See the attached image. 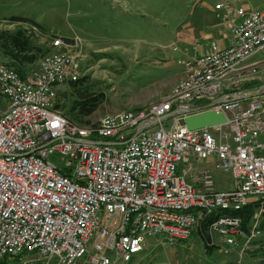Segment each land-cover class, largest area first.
I'll return each mask as SVG.
<instances>
[{"label": "built area", "instance_id": "1", "mask_svg": "<svg viewBox=\"0 0 264 264\" xmlns=\"http://www.w3.org/2000/svg\"><path fill=\"white\" fill-rule=\"evenodd\" d=\"M244 1L216 3L231 43L213 42L182 61L185 75L166 99L96 121H73L57 106L61 88L82 77L79 56L62 37L36 70L21 75L0 64L7 100L0 110V262L129 264L149 238L188 240L219 210L208 235L222 238L225 253L249 248L262 234L264 95L243 100L235 92L240 81L264 80V60H251L264 51V10ZM182 108L222 112L226 121L190 129ZM55 152L70 158V168L50 161ZM209 158L214 167L192 164ZM215 169L231 174V189L216 188ZM249 205L255 213L246 231L238 212Z\"/></svg>", "mask_w": 264, "mask_h": 264}, {"label": "rangeland", "instance_id": "2", "mask_svg": "<svg viewBox=\"0 0 264 264\" xmlns=\"http://www.w3.org/2000/svg\"><path fill=\"white\" fill-rule=\"evenodd\" d=\"M91 1L95 8L92 14L84 0H0V32L23 29L33 45L45 52L30 66L34 70L39 60L52 51L53 39L59 36L74 40L85 71L89 73L86 76L87 72L81 68L85 78L83 85L89 86L92 93H104V102L83 118V122L168 97L170 88L181 79L179 60L184 58L187 44L183 36L187 0H105L104 5L99 0ZM17 14L33 18L39 26L13 22L10 17ZM132 46H135V60L131 53L122 54L125 47L130 50ZM262 56L264 53L258 55ZM12 60L0 46V64ZM263 84V79L244 80L237 87L255 90ZM61 89L58 100L63 105L61 111L69 119L82 122L68 113L76 99L72 89L66 85ZM6 108L7 100L0 93V110ZM173 121V117H168L164 124L168 128ZM49 158L61 169L70 168V158L65 154L55 152ZM212 161L213 158H209L205 162L192 161V164L201 168L211 165ZM215 180L218 190L233 187L230 173L218 170ZM257 199L258 196H250L252 201ZM259 223L262 234L255 237L244 252L237 247L225 253L227 247L218 234L209 235L208 250L197 226L190 239L177 244H166L159 237L149 238L145 251L129 264H264V213ZM27 261V258H13L8 259L7 264H30Z\"/></svg>", "mask_w": 264, "mask_h": 264}, {"label": "trees", "instance_id": "3", "mask_svg": "<svg viewBox=\"0 0 264 264\" xmlns=\"http://www.w3.org/2000/svg\"><path fill=\"white\" fill-rule=\"evenodd\" d=\"M10 19L13 22L28 23L36 27L39 26L37 21L26 16L16 15L11 16ZM0 46L3 48L6 55L13 59L11 63L9 62V64L15 66L21 75H24V73L30 69V66L37 63L38 59L45 53L40 47L33 45L31 37L27 35L23 29H18L15 32H0ZM84 80L85 78H81L78 81H74L66 85L72 89V95L76 98L68 113L74 115V118L81 120L82 122L80 123H85L83 122V118H86L94 113L95 110H97V108L104 102V93L95 94L90 92V87L83 85ZM61 91L59 92V97ZM57 106L60 110L63 109V105L59 101ZM65 115L69 117L67 114ZM223 213V211L219 210L216 214L221 215ZM254 213V205H249L238 212V214L243 217V228L246 231H249L248 226L253 219ZM216 216L215 214L210 215L202 220L198 225V233L204 240L205 246L208 250L210 249L207 241L210 239L207 232L208 225L215 219ZM7 262L8 259H4L0 262V264H7Z\"/></svg>", "mask_w": 264, "mask_h": 264}, {"label": "crops", "instance_id": "4", "mask_svg": "<svg viewBox=\"0 0 264 264\" xmlns=\"http://www.w3.org/2000/svg\"><path fill=\"white\" fill-rule=\"evenodd\" d=\"M99 1L103 5L106 3L105 0H99ZM219 1L235 2L236 0H187L186 1V5H187V12H186V17H185L186 18V22H185L186 32H185V35L183 36L185 40H187V44L185 45L186 47H185V51L183 54L184 58L179 60V63L182 65L180 78L184 77L185 75V68H184V65L181 63L182 61L199 55L204 50H206L213 42H216L221 47L227 46L231 43V37H232L231 26L229 25L227 21L221 20L217 18L216 16L215 5ZM84 3L87 5V8L89 9V10L88 9L85 10V14L87 10L89 11V13L92 14L93 10H95L93 6L94 5L93 1L84 0ZM243 4L248 8L264 10V0H245ZM17 16H25V15L17 14ZM65 41L71 45V49L73 45L74 49L72 50L75 54L79 56L80 61H81V56L76 51L77 46L76 44L73 43L74 40L65 39ZM99 49H102V48L100 47ZM129 53L133 55L132 57L135 60V46L130 47V50H128V48L125 47L122 54L128 55ZM261 53H264V51ZM261 53H258L251 60L252 61H263L264 56L258 57V55ZM81 68L84 71L86 70L83 62L81 64ZM85 72H87L86 76H88L89 74L88 71H85ZM170 89L172 90V88ZM183 167L184 166L182 165L181 169Z\"/></svg>", "mask_w": 264, "mask_h": 264}, {"label": "water", "instance_id": "5", "mask_svg": "<svg viewBox=\"0 0 264 264\" xmlns=\"http://www.w3.org/2000/svg\"><path fill=\"white\" fill-rule=\"evenodd\" d=\"M236 94H238V96L240 98H254V97H258L260 95L264 94V84L248 93L245 91H239ZM223 100V97H220L218 99H216L215 101L211 102L209 105H207L206 108L220 102ZM180 112L183 114H187L190 113L188 115H186L184 121L185 124L190 128V129H196V128H203V127H207V126H212L215 124H220L226 121V117L222 112H216L214 110H205V111H201V112H196V113H192L193 110L189 109V108H182L180 109ZM171 115L174 114V112L170 113ZM145 127V124L142 123L139 125L138 129H137V133L138 134L143 128Z\"/></svg>", "mask_w": 264, "mask_h": 264}, {"label": "bare ground", "instance_id": "6", "mask_svg": "<svg viewBox=\"0 0 264 264\" xmlns=\"http://www.w3.org/2000/svg\"><path fill=\"white\" fill-rule=\"evenodd\" d=\"M83 77H84V76H82L81 78H83ZM81 78H80V79H81ZM77 81H78V80H77ZM177 83H178V82H177ZM177 83H176V84H177ZM176 84H175V85H176ZM175 85H174V86H175ZM260 87H261V86H260ZM260 87H259V88H260ZM172 89H173V88H172ZM257 89H258V88H257ZM255 90H256V89H255ZM241 91H245V92L250 93V92H252V91H254V90L244 89V90H241ZM171 92H172V90H171ZM237 92H239V91H236L235 94H236ZM170 94H171V93H170ZM236 95H238V94H236ZM263 95H264V94H263ZM263 95H260V96H258V97H254V98H248V99H246V98H240V97L238 96V97H239L238 99L252 100V99H257V98H259V97H261V96H263ZM221 97H223V96H221ZM166 98H167V97H166ZM166 98H165V99H166ZM219 98H220V97H219ZM163 100H164V99H163ZM163 100H161V101H163ZM223 101H224V99H223L222 101H220V102H223ZM218 103H219V102H218ZM127 109H135V108H127ZM205 109H206V108H202V109H200V110H197L196 112L205 111ZM123 110H124V109H123ZM120 111H121V110H120ZM196 112H195V113H196ZM171 113H172V112H171ZM188 114H190V113H187V115H188ZM171 116H172V115L169 113V114H168V117H171ZM185 117H186V116H185ZM185 117H184V119H185ZM184 123H185V121H184ZM223 123H224V122H223ZM220 124H222V123H220ZM215 125H217V124H215ZM212 126H213V125H212ZM207 127H210V126H207ZM203 128H205V127H203ZM196 129H199V128H196ZM207 160H208V159H207ZM203 161H206V160H203ZM214 161H215V160H214V158H213L212 164H211L210 166H203V167H201V168H205V167H214ZM195 162H196V161H195ZM197 162H201V161H197ZM197 168H198V167H197ZM195 170H196V169H195ZM218 170H220V169H215V171H214V175H215L216 171H218ZM221 171H222V170H221ZM222 172H223V173H226V172H224V171H222ZM25 257H26V256H24V257H18V258H25Z\"/></svg>", "mask_w": 264, "mask_h": 264}]
</instances>
